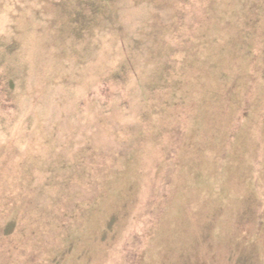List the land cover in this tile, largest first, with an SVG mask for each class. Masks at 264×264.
<instances>
[{
	"label": "rangeland",
	"instance_id": "374dc122",
	"mask_svg": "<svg viewBox=\"0 0 264 264\" xmlns=\"http://www.w3.org/2000/svg\"><path fill=\"white\" fill-rule=\"evenodd\" d=\"M0 80V264H264V0H0Z\"/></svg>",
	"mask_w": 264,
	"mask_h": 264
},
{
	"label": "trees",
	"instance_id": "16d2710c",
	"mask_svg": "<svg viewBox=\"0 0 264 264\" xmlns=\"http://www.w3.org/2000/svg\"><path fill=\"white\" fill-rule=\"evenodd\" d=\"M4 83L7 85L6 82L0 80V91H4L3 94L5 95V96L2 95L3 98L0 99V100L3 101L2 103H3L4 105H7L8 102H7V103H4V100H5V98H8V97H9V96H8L9 90L5 87ZM0 102H1V101H0ZM102 104L105 105V103H102ZM1 111H3V109H2V107H1V105H0V112H1Z\"/></svg>",
	"mask_w": 264,
	"mask_h": 264
}]
</instances>
